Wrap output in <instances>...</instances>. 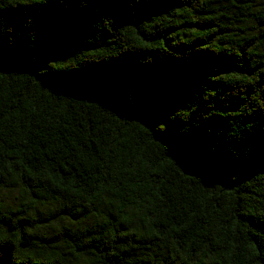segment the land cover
I'll list each match as a JSON object with an SVG mask.
<instances>
[{
	"label": "trees",
	"instance_id": "16d2710c",
	"mask_svg": "<svg viewBox=\"0 0 264 264\" xmlns=\"http://www.w3.org/2000/svg\"><path fill=\"white\" fill-rule=\"evenodd\" d=\"M0 264H264V0H0Z\"/></svg>",
	"mask_w": 264,
	"mask_h": 264
},
{
	"label": "rangeland",
	"instance_id": "374dc122",
	"mask_svg": "<svg viewBox=\"0 0 264 264\" xmlns=\"http://www.w3.org/2000/svg\"><path fill=\"white\" fill-rule=\"evenodd\" d=\"M16 201V193L12 191H0V207L3 209L14 205Z\"/></svg>",
	"mask_w": 264,
	"mask_h": 264
}]
</instances>
